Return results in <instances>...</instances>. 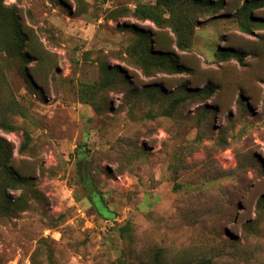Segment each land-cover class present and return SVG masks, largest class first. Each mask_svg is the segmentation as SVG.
I'll return each mask as SVG.
<instances>
[{"label":"rangeland","instance_id":"obj_1","mask_svg":"<svg viewBox=\"0 0 264 264\" xmlns=\"http://www.w3.org/2000/svg\"><path fill=\"white\" fill-rule=\"evenodd\" d=\"M210 2L0 0V264H264V0Z\"/></svg>","mask_w":264,"mask_h":264},{"label":"trees","instance_id":"obj_2","mask_svg":"<svg viewBox=\"0 0 264 264\" xmlns=\"http://www.w3.org/2000/svg\"><path fill=\"white\" fill-rule=\"evenodd\" d=\"M193 2H198V3H201V4H211L210 0H191ZM222 0H216L217 3H221ZM238 58H239V54H237ZM239 61L241 60V58L238 59ZM177 71H181L182 68H176ZM77 165H78V175L80 176V178L82 179L83 177V174H82V162L80 160L77 161Z\"/></svg>","mask_w":264,"mask_h":264}]
</instances>
